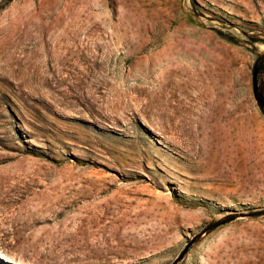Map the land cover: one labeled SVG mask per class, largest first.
Masks as SVG:
<instances>
[{"label":"rangeland","instance_id":"obj_1","mask_svg":"<svg viewBox=\"0 0 264 264\" xmlns=\"http://www.w3.org/2000/svg\"><path fill=\"white\" fill-rule=\"evenodd\" d=\"M259 56L264 0H0V264H264Z\"/></svg>","mask_w":264,"mask_h":264},{"label":"trees","instance_id":"obj_2","mask_svg":"<svg viewBox=\"0 0 264 264\" xmlns=\"http://www.w3.org/2000/svg\"><path fill=\"white\" fill-rule=\"evenodd\" d=\"M253 73L256 74L257 82H258L259 76L264 73V56H259L255 59L253 66H252V74ZM260 106L264 109V107L261 104H260ZM261 213H262L261 211L252 212L253 215H259ZM228 219L229 218H226L225 220L214 221V222L210 223L209 225H207L206 227H204V229L200 233L209 232L212 229H214L216 226H218L220 223H222L223 221H227Z\"/></svg>","mask_w":264,"mask_h":264},{"label":"water","instance_id":"obj_3","mask_svg":"<svg viewBox=\"0 0 264 264\" xmlns=\"http://www.w3.org/2000/svg\"><path fill=\"white\" fill-rule=\"evenodd\" d=\"M252 89L253 94L257 100L264 107V95L259 91L256 74H252Z\"/></svg>","mask_w":264,"mask_h":264},{"label":"bare ground","instance_id":"obj_4","mask_svg":"<svg viewBox=\"0 0 264 264\" xmlns=\"http://www.w3.org/2000/svg\"><path fill=\"white\" fill-rule=\"evenodd\" d=\"M209 100V99H208ZM211 101V100H210ZM210 119H214V115L212 114L210 116ZM199 134V133H198ZM198 136V135H197ZM0 258L2 259V261L8 262V263H15L12 258L10 256H7L3 253L0 252Z\"/></svg>","mask_w":264,"mask_h":264}]
</instances>
